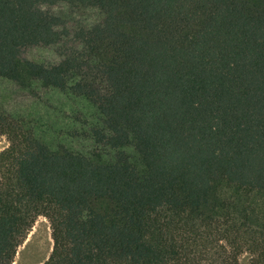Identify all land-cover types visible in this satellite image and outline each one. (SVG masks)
<instances>
[{"label":"trees","instance_id":"16d2710c","mask_svg":"<svg viewBox=\"0 0 264 264\" xmlns=\"http://www.w3.org/2000/svg\"><path fill=\"white\" fill-rule=\"evenodd\" d=\"M59 5L102 19L69 28ZM0 78L101 123L84 154L0 112V264L40 217L44 264H264V0H0Z\"/></svg>","mask_w":264,"mask_h":264},{"label":"rangeland","instance_id":"374dc122","mask_svg":"<svg viewBox=\"0 0 264 264\" xmlns=\"http://www.w3.org/2000/svg\"><path fill=\"white\" fill-rule=\"evenodd\" d=\"M52 11L61 17L69 28L77 25L92 26L102 16L95 9H78L59 5ZM29 60L52 64L58 61L55 48H36L24 52ZM0 112L18 119L32 130L40 141L52 150L66 148L77 153H90L94 148L91 128L99 126L100 115L95 106L82 97L69 92L45 90L38 83L19 87L0 78ZM9 146L8 138L0 134V153ZM129 161L140 167V160L133 147L123 149ZM53 250L50 222L40 217L26 241L19 247L13 264H44ZM249 256L240 258L247 264Z\"/></svg>","mask_w":264,"mask_h":264}]
</instances>
